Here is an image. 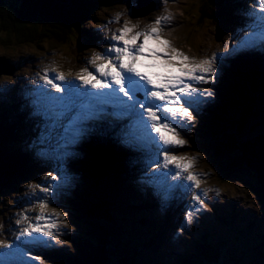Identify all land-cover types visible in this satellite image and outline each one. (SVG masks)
Wrapping results in <instances>:
<instances>
[{"label": "snow or ice", "instance_id": "1", "mask_svg": "<svg viewBox=\"0 0 264 264\" xmlns=\"http://www.w3.org/2000/svg\"><path fill=\"white\" fill-rule=\"evenodd\" d=\"M247 15L251 22L242 29L243 34L230 49L231 52L240 53L257 47L264 49V0H258V7ZM170 19L162 16L144 31H137L136 25L130 27L125 23L110 37H106L110 43L105 51L95 53L88 60V65L94 70L85 66L75 74L74 80L67 78L72 73L66 75L56 68H50L56 75L50 77L46 71L40 77L44 85L49 87L37 88L32 104L37 114L46 118L59 120L72 114L63 133L65 147L80 143L88 135V125L92 121L109 116L119 121L127 120L128 123L121 130V142L128 146L139 145L154 152L150 184H159V177L178 180L187 173L184 179L190 183L169 184L162 198L166 202L176 188L191 192L194 203L184 215L185 224H189L193 216L202 210L197 205L204 206L201 195L193 191V188H200L201 177L191 171L194 160L177 156L170 149L187 143L178 129H187L195 120L194 111L206 102L207 97L213 95L211 91L198 89L195 85L212 81L216 71L213 63L217 57L196 61L172 47L161 36L163 25ZM115 22H120V14H117ZM46 136L47 133L41 139ZM37 155L43 157L46 153L40 150ZM67 155L63 153V156ZM156 169L169 171L157 173ZM51 180L62 183L55 186L51 183L30 186L48 195L39 198L37 206L40 214L34 217L35 222L24 215L17 223L27 222V226L19 230L15 240L11 243L0 241V249L8 250L0 252V264H9V261L17 258L22 264L42 260L25 251L22 245L51 247L63 243L58 239V220L60 217L66 219L67 214L56 208L51 209V216L45 215V212L49 210V196L53 188L66 185L68 177L64 174L51 175ZM203 196H207V192ZM63 226L67 228L68 224L65 222ZM180 231H183V226Z\"/></svg>", "mask_w": 264, "mask_h": 264}, {"label": "rangeland", "instance_id": "2", "mask_svg": "<svg viewBox=\"0 0 264 264\" xmlns=\"http://www.w3.org/2000/svg\"><path fill=\"white\" fill-rule=\"evenodd\" d=\"M5 1L15 6H18L20 4V0H5ZM126 1L127 3L125 2V0H115L116 6L113 7L115 8L114 13L117 14L116 11L118 10L121 13L120 16L124 18H127V16L131 14V9L129 7V2H128L129 0H126ZM213 1H214L213 3L214 6L215 4L219 6L218 0H213ZM174 2H175L174 5L171 6V9L174 12V15L179 19L180 17L183 18V20H178L177 25H176L178 26V28H176V33H177L176 36L182 42L177 41L175 43L178 46H181L182 48H184L186 51H182L179 49L178 50L183 52L184 54L186 52H189L185 55L192 54L194 56L206 57L207 54L205 52L207 50V46L210 45L211 47H213L216 41V36H218V32H219L218 23L215 25V28L212 30L209 24L211 20L210 18H208V21L203 22L205 18V16L203 17V15L207 16V13H208V7L206 4L208 0H175ZM155 3H157V1H155ZM203 5H204V8H203ZM119 6H121V8H119ZM218 6L215 8L219 14ZM183 10H186V11L188 10L190 14L187 15V12H185V15H184ZM82 13L84 12L82 11ZM182 24H186V27H181ZM163 28H165V26H163ZM71 29L73 30V34L75 35L77 32L87 31L89 28L88 26H84L83 24H81L77 28H71ZM173 30H174V26H173ZM210 31H213L215 33L213 37L211 38H209V36L207 35ZM234 32H236L235 29H234ZM187 33L190 35L191 38L194 39L193 41L186 40L183 42L182 38L185 35L188 36ZM219 35L221 38H227L228 36L225 29L221 30ZM161 36L163 39L168 40L170 43L172 42L168 38V36H166V32H161ZM70 51L71 50L68 49L66 46L62 48L61 51H55L54 53L55 58L58 60V62L61 65L68 62V65L64 66L65 69L75 68V66L78 64V61L80 60L81 62L82 61L84 62L86 59L85 56L88 54L85 51L80 52L79 57L74 61V64L71 65L69 61H67L70 56ZM24 53H26V51H24ZM17 54L18 53L11 51V55L16 56ZM192 60H195V58H193ZM83 62H82V65H84L85 67V64H83ZM220 74H221V71L218 74V80H219ZM2 84H3V80H1V77H0V87ZM248 101H249V91H248ZM7 114L10 115L9 112H7ZM39 119H40L39 117L36 118L35 123H39ZM255 123L257 124L256 120L253 119L252 122L249 124V126L246 127L245 137L242 139L243 145L249 143V136H252L255 133L254 130L252 129V126ZM61 134H62V131L57 134V138H58L57 145L62 150V155L65 152L68 153L69 155L70 152L75 150L74 148L75 145L74 146L68 145L67 147H65L63 143L65 140L60 139ZM215 136L216 135L214 134V132L210 133V137H208L207 147H203L205 150L202 149L199 146V144L191 143L189 139L197 140L196 136H191L188 139L184 138L185 140H188L187 153H177V147L171 148L170 152L177 156H184L188 160L190 159V156L188 154L189 152L192 154H196V153L199 154V156H201L200 166L205 167L206 168L205 171L209 173L208 180L211 183L218 184L216 180L219 174L214 172L216 171V168H213V166L209 164L208 160L205 159V156L209 155L208 150H207L209 148V145H213V143L216 140ZM15 139H18V136H15ZM239 146H240L239 153L240 155H243L241 153L242 145H239ZM149 156L152 158V162H150V165L148 166L144 162L138 163V164H132L133 167L137 169V171L135 172L136 173L135 176H133V181L143 180L144 178H148L149 176L152 178V171L151 169H148V167L149 168L154 167V164H153L154 154H151ZM139 158H141V156H139ZM161 160H162V157H161ZM205 160H207L206 164H205ZM64 161H65V156H62L61 158L55 160L54 162L56 164L63 165ZM104 167H107L108 169L109 163L104 158L100 157L95 162V169L97 171H101V169H103ZM247 168L245 167L239 170L238 174L241 176L240 180L238 176H234L229 180V182L226 185H220L221 186L220 188H213L209 185H203L201 183L199 189H201L202 192L197 193L201 195V198L204 202V206L197 205V207H202V210L193 216V220L189 224V229H187V232L192 235H195L202 228H207V230L214 231L212 235L217 234V236L215 237L211 236V238L213 239L211 242L208 241V243H212L214 247L218 245L220 246L223 245V246L221 248L217 247L219 250L217 249L218 254L216 256V261H215L216 263H212V264H235L236 261L239 264H264V253L259 251L260 249L264 251V238H263V235H264L263 234L264 233V202L254 191L255 190L254 188L258 186V182L255 177L256 172L252 170L251 168H249L248 166ZM50 170H53V168L50 167L46 169V171H50ZM166 170L168 169H156L155 171L159 173V172H165ZM78 172L81 173L82 177L85 178L87 182L89 183V187H88L89 190L82 192V195L80 196L79 201L77 197L75 196H78L79 191H83V189L78 187V185L75 183L73 178L71 180V183L61 186L60 191L59 189H56L54 191V193L56 194V197L53 195L51 197L54 201V208L62 212H65L66 214H67V209L62 207L66 203L65 197L72 196L75 200V203L76 202L79 203L78 211H77L78 215L75 217V219L72 220V218L69 215L66 216V219L65 217L59 218L60 229H59L58 238L61 239L60 234L63 233V227H64L63 225L65 222L68 224L69 227H71V224H73L75 228L71 227V232L77 235L75 237H72L68 235V233H66L63 237V240L66 243L71 244V246L73 247L74 254L78 252V249L75 251L74 245L77 243L76 246H78L79 241L87 242L88 237H89L87 233V227H86L87 226V219L85 216L86 214L84 213L86 210V205L89 204L91 201L100 202V200H103V202L102 201L101 202L106 204L107 206L101 203L102 205L100 207V210H102L103 214L105 215L109 213L108 217L106 218L110 220L108 222L109 223L112 222L111 217L115 219L116 224H118L119 229H122L125 233L130 235L132 239L131 243L133 244L134 242L135 248L136 249L139 248L141 244L142 234L143 235L145 234L143 230L144 225L142 223H137L139 225H135L134 221L130 219H126V215L127 214H130L131 216L135 215L140 220L143 219L144 217L140 216L138 211L136 212V210H134L133 207L135 206H132L131 208V206L127 205L126 202L134 201L137 207L143 208L144 203L142 202V198L144 199H147V198L143 196H141L142 197L141 198L138 194L131 192L127 188H125L124 193L121 192L122 189H124L121 187L123 186L122 183H124L121 180V177L125 176L124 173L120 176L111 177V175H109V173L107 172L106 174H104L103 177H99L100 179H102V181H100L94 171H90L85 168V164L79 165ZM186 175L187 173L183 174V176L178 180H172L169 177L165 182L162 181L163 177H159L158 179L161 182L159 184H155V186L160 191L164 192L165 190H167V186L169 184L188 185L190 182L184 179ZM125 180L126 182L130 181L129 178L127 177L125 178ZM33 184H40L42 186L45 185L46 184L45 176L38 177L35 182L29 183L23 188V192L21 193V196H20L21 210L15 213V207L12 209L13 213L11 215L10 222L8 223L7 228H6L7 233L11 235H13V233L19 232L20 229L24 228L27 225V222L23 224H18L17 220L21 219L24 215H27L30 218V220H32L33 216L39 209V207L37 206L38 204L35 199V196L39 192V188L33 189L32 187H30ZM19 185L21 186V184ZM204 192H207V196H203ZM210 194L211 195L213 194L215 196L213 201H210L208 199V196ZM180 196L182 197L184 201V205L181 206L184 209L183 215H182L183 217L186 211L189 209L190 205L194 203V201L191 198L192 196L191 192L188 191V194H187L186 191H184V188L173 189L171 193V198L167 200L166 203L171 205V201H173L175 205L177 206L179 203H177L176 201ZM256 197L258 199H256ZM238 201L240 202L238 203ZM122 202H124V204ZM232 202L235 204H239L238 205L239 208L241 209L244 208V210L246 208L248 211V212L242 211L241 215H239L238 213L234 214V216L238 217L235 220L236 225H237V228L235 229V231L244 232L246 226L250 222H252L253 219H255L257 215L258 217H261L260 218L261 224H258V222H255V224L258 225L259 227H262V230L257 229L258 231H261L260 234L262 236L259 235L256 238H253L254 236L253 237L249 236L248 239L247 238L243 239V238H238V237H231L227 234L229 233L230 229H224L221 226V223L218 219L219 217L223 216L224 212L227 211L226 203H232ZM108 205H109V212L105 213V209L106 207H108ZM143 212H145V210H143ZM162 214L163 213H161V215ZM247 214H249V216H247ZM2 217L3 216L0 217V221ZM99 224L103 225L102 223H99ZM180 228L181 227H178L176 229V232L179 234H183V236L185 237V232L180 231ZM219 233L221 234L220 236H219ZM156 237H158V235H156ZM218 237H221L219 241H218ZM75 238L78 239L77 242H75ZM256 243H258L259 245H257ZM182 251L178 255H182ZM175 259L177 258H174V260L170 261L169 264H175L176 263ZM195 261H196L195 264H199L202 260L199 259V261L197 260ZM117 263H118L117 260H115L114 258L113 264H117ZM150 264H159V262L154 261V263H150ZM203 264H210V263L203 262Z\"/></svg>", "mask_w": 264, "mask_h": 264}, {"label": "trees", "instance_id": "3", "mask_svg": "<svg viewBox=\"0 0 264 264\" xmlns=\"http://www.w3.org/2000/svg\"><path fill=\"white\" fill-rule=\"evenodd\" d=\"M80 3L87 4L84 0H80ZM76 7L78 6L74 0H20L18 6L0 0V44L4 47H18L27 44L37 45L43 40H49L52 44L62 43L67 39L71 28L88 24L85 14L77 10ZM186 12L187 15L190 14L188 10ZM261 84V78H258L257 81L240 79L233 85L226 86L221 92V95L223 94L222 105L216 114L215 122L211 124L216 140L213 145H209L207 157L209 164L216 168L214 172L219 174L217 179L221 182H226L237 176L241 168H247L244 156L239 153V145L242 144L246 132L245 128L242 131L238 129L241 125L240 115L246 105L255 104V107L257 106L256 99L252 98L251 102L248 101L246 87L250 85L251 90L258 94V91H261ZM262 85L264 86V84ZM254 113L257 115L258 125L264 124L262 111L257 112L254 109ZM247 119L249 121L251 118ZM3 120L0 125V195L6 188H15L17 183L27 176L28 170L27 167L25 168V163H19L16 155H11L9 141L13 142V128L8 125L16 126V123L9 119ZM102 151L104 150L96 151V155H98L97 153L101 154ZM113 156L114 154L111 155V152L108 155L105 153V157L109 161L107 171L111 174L116 170L112 161ZM95 157H90V164L95 162ZM86 169L94 171L89 166ZM99 180L102 181L100 178ZM254 191L264 201L259 188H255ZM122 203L124 204V202ZM84 213L87 219L88 241H79L78 246L74 245L75 251L78 249V252L71 253L67 263L113 264L115 258L117 264H134L135 251L131 240L122 229H118V224L115 223L112 226L98 218L92 203L86 205ZM222 246L214 247L212 243H208L207 236H204L192 246L186 256L181 258L179 264H195V260L199 261V259L202 260L199 264H203V262L216 263L217 247L221 248ZM259 251L264 253L262 249ZM70 256L73 257L71 261ZM235 264L239 263L236 261Z\"/></svg>", "mask_w": 264, "mask_h": 264}, {"label": "bare ground", "instance_id": "4", "mask_svg": "<svg viewBox=\"0 0 264 264\" xmlns=\"http://www.w3.org/2000/svg\"><path fill=\"white\" fill-rule=\"evenodd\" d=\"M210 2H212V1H210ZM218 5H216L215 4V7H217ZM119 8H121V6H119ZM114 11V10H113ZM117 12V14H120L121 15V13H120V11H116ZM173 12V11H172ZM185 12H186V10H183V13H184V15H185ZM174 13V12H173ZM225 18V23H227V22H230L231 20H230V18H228L227 16H225L224 17ZM154 21L155 20H152V24L154 23ZM130 26V25H129ZM131 27V26H130ZM176 28H178V26H174V30H173V26H165V28H163L164 30L162 31V32H166V36H168V38L172 41L171 43L172 44H176L175 43V41H174V38H177V36H176ZM149 28H148V26L147 27H142V28H140V30L141 31H144V30H148ZM94 34H98V30H95L94 31ZM100 37H102V35H100ZM86 39H88V38H86ZM93 39V38H92ZM248 51V50H247ZM190 59H193V58H195V60L196 61H200L201 60V58L202 57H200V56H194V55H192V54H188L187 55ZM208 57V56H207ZM220 71L221 70H218L217 72H215V74H214V78H216L215 79V81H213V83L212 84H215V83H217L219 80H218V74L220 73ZM256 73V69H255V67H253L252 68V70L251 71H248L247 72V74H248V77H250V78H252L253 77V74H255ZM259 75V74H258ZM259 77V76H258ZM25 84L27 85V87H26V89L23 91L22 89H20V93H22V97H23V99H25V100H29L30 99V97H31V94H32V85H31V83L30 82H26L25 81ZM198 85V84H197ZM17 87V85L10 91V92H6V91H4V92H2L1 94H0V97H4V99L6 100V101H8V102H11L12 101V99L13 98H9L8 96H10V95H14L13 93H12V91L15 89ZM32 90V91H31ZM222 90L223 89H221L220 90V92H222ZM34 92H35V90H34ZM221 97H223V94L221 95ZM23 101V100H22ZM23 105L24 106H28L27 104H29L28 102H25V101H23ZM28 108V107H27ZM0 110H3V108L1 107V105H0ZM9 110V108H8V104H6L5 105V111H8ZM201 110H203L205 113H206V106H204V105H202L201 106ZM34 112L35 111H32V114H34ZM247 118H249V115L247 114ZM3 119H8V118H3ZM48 120H50V121H52V122H54L58 127L60 126V124H62L63 123V121H60L59 122V120H55V119H53V118H47ZM10 121H12L11 119H9ZM26 121H28L27 119H26ZM205 121H210V122H213V120L210 118V119H206ZM109 126H107V125ZM127 124V122H126V120H122V121H119V120H115V119H113L112 117H105V125L108 127V132L107 133H110L109 135H111L112 137H114V138H116V136L113 134V131H114V128H116V127H119V128H121L123 125H126ZM16 125H19V124H17L16 123ZM33 127H35V126H33ZM121 135V134H120ZM187 141V140H186ZM57 143H58V138H57V135L55 134V138H54V148H53V150L51 151V153H50V156H51V158L52 159H56L57 158V156L58 155H60L61 153H62V151H61V149L59 148V146L57 145ZM119 143V142H118ZM102 146H103V150H104V152L108 155V153H110L109 152V150L104 146V144L102 143ZM27 147L28 148H30V149H32V154H33V156H38L37 155V152L38 151H40L36 146H32V145H27ZM180 151H184L185 153H187V151H188V147L186 146V145H184L183 147H181L180 148ZM196 156H197V158H198V160L201 158V156H199V154H197L196 153ZM39 161H42V157H40L39 158ZM117 162H119V163H121V165L122 166H128L130 163H129V160L128 159H125V160H123V158H119L117 155H116V160H115V162H114V164H115V166H116V163ZM77 163H79V162H77ZM199 168V167H198ZM27 169H29V166L27 167ZM203 169L204 170H206V168L205 167H203ZM123 174V171H122V168H120L119 169V172H118V176H120V175H122ZM166 179H168V178H166ZM142 184H150L148 181H145V180H142ZM152 186H153V184H152ZM154 187V186H153ZM157 190L159 191V189L157 188ZM184 191H186L185 189H184ZM186 193L188 194V191H186ZM179 211H181V209L179 210ZM162 221H163V219H162ZM115 225V223L112 225V226H114ZM168 227H169V223H167L165 226H164V228H163V230H162V232H160L159 234H155V235H152L150 232V237H153V238H159V236L160 235H162V234H165L166 235V238L167 237H170V239L172 240V242H173V244H172V247H174L175 246V243H176V236H175V233H174V231H172V233H170V234H168V233H166V230L168 229ZM145 235V234H144ZM156 235H158V237H156ZM126 245V244H125ZM137 253H138V251H137ZM170 252H168V254H169ZM73 259V257L72 256H70V261Z\"/></svg>", "mask_w": 264, "mask_h": 264}, {"label": "water", "instance_id": "5", "mask_svg": "<svg viewBox=\"0 0 264 264\" xmlns=\"http://www.w3.org/2000/svg\"><path fill=\"white\" fill-rule=\"evenodd\" d=\"M5 61L3 59L0 60V67L4 68ZM1 72V71H0ZM7 72V71H2ZM246 108L242 110L241 120L242 123L247 119V114L245 113ZM244 123L242 124V126ZM242 129V128H240ZM241 153L244 156L246 164L249 168L256 172V180L258 182V186L261 195L264 197V138L257 137L249 141V143L242 145ZM100 175L105 174V168L101 169V171H97ZM255 189V188H254ZM109 212V207H106L105 213ZM97 213L99 216L107 218L108 214H103L102 210L98 209Z\"/></svg>", "mask_w": 264, "mask_h": 264}, {"label": "clouds", "instance_id": "6", "mask_svg": "<svg viewBox=\"0 0 264 264\" xmlns=\"http://www.w3.org/2000/svg\"><path fill=\"white\" fill-rule=\"evenodd\" d=\"M238 129H239L240 131L243 130V129H240V128H238ZM90 168H91V167H90ZM18 183H19V182H18Z\"/></svg>", "mask_w": 264, "mask_h": 264}]
</instances>
